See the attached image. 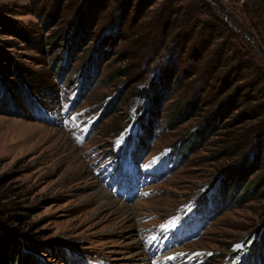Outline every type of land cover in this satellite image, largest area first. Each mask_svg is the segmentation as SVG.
<instances>
[{"label": "rangeland", "instance_id": "rangeland-1", "mask_svg": "<svg viewBox=\"0 0 264 264\" xmlns=\"http://www.w3.org/2000/svg\"><path fill=\"white\" fill-rule=\"evenodd\" d=\"M261 13L0 0V264H150L162 247L156 264H244L264 238Z\"/></svg>", "mask_w": 264, "mask_h": 264}, {"label": "trees", "instance_id": "trees-1", "mask_svg": "<svg viewBox=\"0 0 264 264\" xmlns=\"http://www.w3.org/2000/svg\"><path fill=\"white\" fill-rule=\"evenodd\" d=\"M261 12H263L262 10H261ZM254 13H256V12H254ZM254 17L256 18V19H258V17H256L255 15H254ZM259 17L260 18H262V17H264V14L263 13H261L260 15H259ZM81 28H80V30L78 31V37H80V34H81ZM86 32H84V34L83 35H86L85 34ZM82 35V36H83ZM262 42H263V45H264V40L262 39L261 40ZM227 64H228V62H227ZM64 67V66H63ZM245 67H243L242 69H244ZM239 71V70H238ZM85 74V73H84ZM240 74H242V71H240ZM85 76H87L86 74H85ZM249 116V115H248ZM179 118H180V116H179ZM250 119H253V120H256V119H258V115H252V117L250 118ZM177 120V119H176ZM175 120V121H176ZM143 135H145V129L142 127L141 128V132H140V137L142 138L143 137ZM141 138L138 140V142L135 144V153L137 152V150H140L141 151V149H142V147H141ZM139 151V152H140ZM134 153V154H135ZM254 187H251V190L252 191H254V189H253ZM215 202H217L216 204H217V207L219 206V203H220V200L219 199H217ZM260 236H262V233L260 234ZM257 244H261V245H258V248H255V247H253V248H255V249H253V248H251V250H249V252H250V254H249V256H247L246 257V259H245V261L246 262H244V264H264V238H258V242H257ZM13 245L14 244H12V242L10 243V245H8V247H6L4 250H6L7 252L11 249V247H13ZM261 246V247H260ZM253 249V250H252ZM1 253L2 252H0V260H4V257H2V255H1ZM12 254V253H11ZM250 258L252 259V261H251V263L249 262L250 261ZM31 259H29L28 261L29 262H31L30 261Z\"/></svg>", "mask_w": 264, "mask_h": 264}, {"label": "bare ground", "instance_id": "bare-ground-1", "mask_svg": "<svg viewBox=\"0 0 264 264\" xmlns=\"http://www.w3.org/2000/svg\"><path fill=\"white\" fill-rule=\"evenodd\" d=\"M97 196L100 197V198H102L103 197V194L99 193V195L97 194ZM124 211H125V208L123 206H121L120 209H119V212L125 213Z\"/></svg>", "mask_w": 264, "mask_h": 264}, {"label": "snow or ice", "instance_id": "snow-or-ice-1", "mask_svg": "<svg viewBox=\"0 0 264 264\" xmlns=\"http://www.w3.org/2000/svg\"><path fill=\"white\" fill-rule=\"evenodd\" d=\"M171 259V258H170Z\"/></svg>", "mask_w": 264, "mask_h": 264}]
</instances>
